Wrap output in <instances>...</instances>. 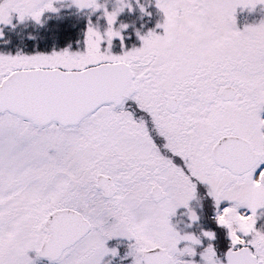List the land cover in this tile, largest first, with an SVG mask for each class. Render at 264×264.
<instances>
[{
  "label": "snow or ice",
  "instance_id": "snow-or-ice-1",
  "mask_svg": "<svg viewBox=\"0 0 264 264\" xmlns=\"http://www.w3.org/2000/svg\"><path fill=\"white\" fill-rule=\"evenodd\" d=\"M258 4L155 0L163 34L137 33L140 47L113 55L114 38L123 48L113 26L131 5L113 14L72 0L107 24L101 34L89 22L83 52L0 54V264H102L118 255L106 247L114 238L132 242V264H194L215 234H181L170 218L184 208L189 227L198 221L197 182L230 241L224 264H264V20L240 31L234 18ZM53 5L0 0V25L13 14L40 24ZM199 256L221 264L211 243Z\"/></svg>",
  "mask_w": 264,
  "mask_h": 264
},
{
  "label": "rangeland",
  "instance_id": "rangeland-1",
  "mask_svg": "<svg viewBox=\"0 0 264 264\" xmlns=\"http://www.w3.org/2000/svg\"><path fill=\"white\" fill-rule=\"evenodd\" d=\"M61 1H65V0H58L57 3H54L53 7L57 8L56 5L59 4ZM98 2L104 3L106 8L109 11L112 10V7H113L112 4H113L114 0H98ZM71 7L77 9L73 5ZM245 10H246V13L244 14L243 18L245 16H247V18L244 21L243 27L242 28L236 27V29L240 30V31H242L247 26L256 25V24L260 23L262 20H264V5L258 4L251 11H249L247 8H245ZM82 11L86 12V13H90V10H82ZM95 13H91L92 19H88L85 22H83L84 26L82 28V33H81V37H80L81 41L75 40V41L71 42V40H69V38L65 41L64 36H63V41H59L58 36L60 34H62V32L59 29L57 30V25L61 21H59L55 24L51 23L52 24V25L50 24L51 27L48 28L47 31L42 33V37H41L40 28H38L37 27L38 25L34 22L36 24V27L30 28L28 31H22V34L17 39L18 43L15 44L16 38L14 36H11L10 45L13 47L14 51L4 50V51H0V54H3V55H16L17 53H20L22 55L51 54L53 51L61 52L65 49H67L69 52H83L84 47H85L84 46V36H85L89 22H91V24L101 34H103L107 29V24H106L105 19L103 18L102 11H97ZM53 14L54 13H47V12L43 14V16L41 17L42 27H44L45 25L47 26V23L50 20V18L53 16ZM120 15L117 17L116 23L113 26L114 29L119 28V26L121 24H126V25H128V27L125 30H123L121 33V35L123 37V48L121 47V40L120 39L114 38L112 40L110 52L113 55H121V54H123L124 51H130L133 48L140 47L141 41L137 37V33H140L141 36L146 35L149 31H155V34H157V35L163 34V30L156 27V25L158 23H162V18L160 21L156 22L154 18H152V20L144 19V17L141 14L136 19H129V18L125 19V18H121ZM61 17L62 16H60L58 19H60ZM64 18L66 20H69V19L76 20V18H71L69 16H65ZM119 18L122 20L120 21ZM38 35L41 38L37 39ZM50 37H52L53 39L49 40ZM79 41H80V43H79ZM107 46H108L107 42L104 41L101 44V49L103 50ZM260 118L264 119V111H262L260 113ZM200 185L204 186L203 184H200ZM201 190H203V189H201ZM203 200H208L210 202L209 210L214 211V213H213L214 219L213 220L215 221V216L217 215V208L214 204V201L212 200V198L209 199L205 196L201 197V201H203ZM229 206H231L229 202H222L219 210L222 211L224 207H229ZM238 213L249 214L248 210L245 208L238 209ZM257 216H258V219H257V223H256V228H257V230L264 232V209H258L257 210ZM189 223H190V221L188 220V217H186L184 224H186V226H187V225H189ZM192 224H191V226H192L191 228L188 226L189 228L186 232L193 234V235H196V236H199L202 231H199V229H197V225H195V224L192 225ZM207 226H209V228L212 229V231L214 232L215 239L212 241H208L207 239L201 238V240L202 239L206 240L208 245H209V243L212 244V246L215 250V253H216V257L221 260V264H224V251L230 247V241L227 237V232H226V234H223V232L221 231L220 227L217 226V224L210 225V223L208 222ZM175 230L177 232H179L177 229H175ZM203 231H206V230H203ZM116 239H125V238H116ZM125 241L126 242L117 245L123 249V251L121 250L122 255H121V258L119 260L120 263L114 262L113 264H132L131 257L125 258L128 250H129V245L132 242L127 240V239H125ZM106 244L107 245L109 244L108 241L106 242ZM183 246H184V242H182L181 245H179L178 247L182 248ZM106 247H108L109 249H112L111 246H106ZM204 248H206V247L202 245V242H201V245L196 248L197 255L195 257L191 258L194 261V264H201L199 253ZM33 253L34 252H29L28 255L29 254L32 255ZM34 256H35V253H34ZM107 257L111 258L112 256L109 255V256L104 257L102 260L104 263H106ZM182 259L187 260L189 258L184 257ZM35 264H36V262H35Z\"/></svg>",
  "mask_w": 264,
  "mask_h": 264
},
{
  "label": "flooded vegetation",
  "instance_id": "flooded-vegetation-1",
  "mask_svg": "<svg viewBox=\"0 0 264 264\" xmlns=\"http://www.w3.org/2000/svg\"><path fill=\"white\" fill-rule=\"evenodd\" d=\"M70 2V0H65V1H61L60 3H68ZM131 2V6H137V7H143L145 9V13H140V10H136V15L137 17L140 16V14L144 17V19H149L150 18V5L155 6V0H130ZM239 10H245V9H241V8H237ZM156 10H158L156 8ZM235 17V15H234ZM242 19V15L240 16ZM32 21L31 19H27L25 20V22H30ZM22 23L23 22H18L15 14H13L12 17V22L9 25H0V34H2L3 39H0V51H14L13 47L10 45L11 43V36H14L16 38L15 44L18 43L17 39L20 37V35L22 34ZM6 41V43H5ZM19 49V48H18ZM125 110L134 113V116L136 118H139L141 115H143L138 109L136 104L134 103V101H132L131 99L127 100L125 102L124 105ZM201 183L196 184V197L195 199H193L192 201H190L189 203V207L196 213V215L198 216L199 213H201L200 217L198 216V220L197 222L193 223L195 225H197V229H199V231H210L213 232L212 229L209 228V226H207V221L208 219L211 220L210 225H212L214 223V211H210L209 210V206H210V202L208 200H203L201 201V197L205 196L209 199H211V197L208 195L209 189L207 185H200ZM204 187V188H203ZM203 189V190H201ZM199 204V205H198ZM188 217L187 216V210L184 208H180L177 210L176 214L171 217V218H175L176 221L178 222L179 225L184 226L185 228H189L188 225L186 226V224H184L185 222V218ZM192 224V225H193ZM192 227V226H191ZM190 227V228H191ZM209 228V229H208ZM214 233V232H213ZM116 238L112 239L109 241V243L115 245L117 242ZM202 245L207 247V241L206 240H201ZM107 246V244H106ZM34 254V253H33ZM29 258H33V255L29 254ZM108 258V257H107ZM116 258H118V256H116ZM36 261H44L46 264H50V262L47 259H36ZM118 261V259H117ZM103 264V261H102Z\"/></svg>",
  "mask_w": 264,
  "mask_h": 264
},
{
  "label": "trees",
  "instance_id": "trees-1",
  "mask_svg": "<svg viewBox=\"0 0 264 264\" xmlns=\"http://www.w3.org/2000/svg\"><path fill=\"white\" fill-rule=\"evenodd\" d=\"M64 11L62 12L64 15H62V17L64 16H69L71 18H76V20H73V19H69V20H66L64 17V19L61 17L60 19H54L53 21H50L47 23V26L45 25L43 28H40V34H41V37H42V33H44L45 31H47L48 28L51 27V23H58L57 25V30H61L62 34H60L58 36V40L59 41H63V36H64V39L65 41L69 38V40H71V42L73 41H77V40H80V37H81V33H82V28H83V22H85L86 20H88V17H83V14L80 10H77L73 7H70L69 10L67 9H63ZM51 24V25H50ZM65 34V35H64ZM39 37V35L37 36V39L38 38H41ZM53 38L50 37L49 40H52ZM81 41V40H80ZM79 41V43H80Z\"/></svg>",
  "mask_w": 264,
  "mask_h": 264
},
{
  "label": "clouds",
  "instance_id": "clouds-1",
  "mask_svg": "<svg viewBox=\"0 0 264 264\" xmlns=\"http://www.w3.org/2000/svg\"><path fill=\"white\" fill-rule=\"evenodd\" d=\"M58 2V0H54V3H57ZM121 4H123V5H131V2H130V0H120V2L118 3V0H114V2H113V7H112V12H113V14H116L117 13V11L119 10V8L121 7ZM67 6H72V0H70V3L67 5ZM56 10L58 11V9L56 8ZM56 11V12H57ZM128 27V25H126V24H121L120 26H119V28H117V30L118 31H123V30H125L126 28ZM0 39H3V37H2V35H0ZM5 43H6V41H5Z\"/></svg>",
  "mask_w": 264,
  "mask_h": 264
}]
</instances>
